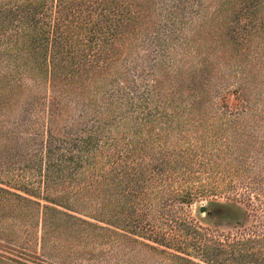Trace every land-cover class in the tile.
Instances as JSON below:
<instances>
[{"label":"trees","instance_id":"obj_1","mask_svg":"<svg viewBox=\"0 0 264 264\" xmlns=\"http://www.w3.org/2000/svg\"><path fill=\"white\" fill-rule=\"evenodd\" d=\"M260 31L264 0H0V166L36 175L26 183L14 174L12 184L49 203L33 201L43 255L56 264H264V229L222 233L192 215L206 198L264 204V153L237 140L240 118L215 99L204 104L214 49L222 73H244L238 47ZM24 91L30 99L4 129ZM232 93L222 108H252L243 86ZM0 196L30 201L1 186Z\"/></svg>","mask_w":264,"mask_h":264},{"label":"rangeland","instance_id":"obj_2","mask_svg":"<svg viewBox=\"0 0 264 264\" xmlns=\"http://www.w3.org/2000/svg\"><path fill=\"white\" fill-rule=\"evenodd\" d=\"M261 32V31H260ZM262 33V32H261ZM259 36L253 37L251 40H242L238 47V52L243 56L242 65L245 66L244 73L235 72L233 73H222L224 71L225 63L221 57V51L214 49L216 54L214 57L213 67H218L212 72L207 73V91L206 95L208 101L204 104L208 106L212 99L218 102V107L221 112L227 117H238L240 118L241 128L244 132H239L240 142L243 143L245 151L255 153L257 156L264 153V148L260 146L258 140L264 141V111L259 110V106H255L259 97L260 91L264 90V39ZM264 37V33H262ZM207 45H212L206 43ZM227 48L230 46L226 44ZM217 48V47H216ZM258 52V54H256ZM191 60H197V57H192ZM220 67V71H218ZM222 75H224L222 77ZM26 85H30L32 80L28 76L22 77ZM243 86L245 97L247 96L251 102H253L252 110L246 109L245 103L241 109L234 110L222 108L220 106L221 96L225 95L224 101L229 105L235 102L234 93L238 86ZM184 90V89H183ZM47 91V90H46ZM30 99V94L26 91L20 93L16 103L17 107L11 110L6 109L5 119L7 122L4 129H12L13 126L11 121L15 119L20 111V103L26 102ZM47 101V100H45ZM256 107V110H254ZM44 108L42 116L46 114L47 103L42 105ZM99 110V109H98ZM245 110V111H243ZM72 111V110H71ZM77 111H72L70 113ZM121 109H114L113 114L115 116L121 115ZM255 112V116L252 115ZM38 114L26 113V117H36ZM102 117H110L102 114ZM116 117V120L118 119ZM71 119L69 117L66 120ZM26 126L29 123H25ZM25 126H21L19 133L23 137L29 136L31 130L23 131ZM44 132L45 126L42 127ZM242 130V129H241ZM5 155V151L1 152V156ZM262 157V156H261ZM260 164L264 165L263 159L260 160ZM23 164H19L12 169L11 167L0 166V186L4 187L14 193L20 194L26 197L28 200L20 199L15 196H11L7 199H3L0 196V264H56L57 262L51 261L45 255H43V249L39 248L40 244L37 238L41 235V229L37 225L39 213L38 206L33 201H37L40 204H49L48 201L41 197L34 196L31 192H26L18 189V186L14 183V174H19L26 183H31L35 180V174L32 173L31 169H23ZM192 215L198 221L199 224L211 228H216L222 233H235L237 229L246 234L252 233L251 231L256 230L262 232L264 229V204L256 198L245 197L242 201H235L231 199H225L222 197L206 198L197 201L193 204ZM242 227L246 228L243 231ZM27 237L30 238V245L24 243ZM75 245V244H74ZM25 248L24 249H22ZM80 249L79 247H76ZM76 264H79L77 261ZM97 264L96 261H84L82 264ZM73 264V263H71Z\"/></svg>","mask_w":264,"mask_h":264}]
</instances>
